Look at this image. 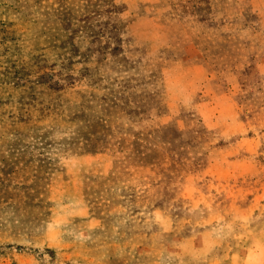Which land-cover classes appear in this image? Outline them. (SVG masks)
Listing matches in <instances>:
<instances>
[{"label": "rangeland", "instance_id": "374dc122", "mask_svg": "<svg viewBox=\"0 0 264 264\" xmlns=\"http://www.w3.org/2000/svg\"><path fill=\"white\" fill-rule=\"evenodd\" d=\"M0 264H264V0H0Z\"/></svg>", "mask_w": 264, "mask_h": 264}]
</instances>
